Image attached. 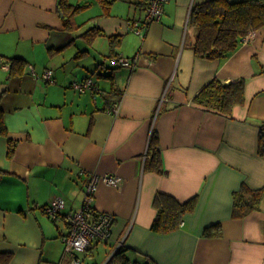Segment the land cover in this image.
Listing matches in <instances>:
<instances>
[{
  "label": "crops",
  "instance_id": "obj_1",
  "mask_svg": "<svg viewBox=\"0 0 264 264\" xmlns=\"http://www.w3.org/2000/svg\"><path fill=\"white\" fill-rule=\"evenodd\" d=\"M147 1L114 0L106 8L99 0H68L84 7L66 30L59 0H0L5 264H70L61 239L67 224L50 219L43 206L62 197L63 213L77 210L89 174L104 173L122 178L117 187L100 183L93 202L115 216L111 240H94L77 253L81 264H89L85 258L99 244L107 248L106 261L123 245L139 263L264 264V193L257 210L232 216L233 192L242 184L264 190V28L250 31L228 57L203 59L192 49L189 15L206 0H167L161 19L140 36L129 24L145 20ZM93 27L100 33L88 44L82 34ZM110 35L120 36L117 55L136 58L133 69L110 63ZM13 57L26 61L22 74H10ZM46 69L52 80L42 77ZM215 76L224 83L244 78V103L230 114L194 101ZM87 77L98 86L93 93L71 86ZM115 102L117 112H109ZM154 137L161 173L147 166ZM157 192L179 201L195 197L176 230L150 229ZM216 223L221 235L204 236Z\"/></svg>",
  "mask_w": 264,
  "mask_h": 264
},
{
  "label": "trees",
  "instance_id": "obj_2",
  "mask_svg": "<svg viewBox=\"0 0 264 264\" xmlns=\"http://www.w3.org/2000/svg\"><path fill=\"white\" fill-rule=\"evenodd\" d=\"M108 7L114 0H99ZM58 7L62 12V23L66 30L76 26L74 16L84 5H74L68 0H59ZM189 25L195 29L192 42L194 54L203 59H224L236 50L250 31L264 28V0H206L192 6L189 15ZM100 33L96 27L82 34L88 44ZM110 56H117L115 48L120 43L119 35L108 36ZM10 74H22L26 61L21 57L10 60ZM244 78L224 83L218 77H213L194 97V101L224 114H230L234 105L244 103ZM4 112L0 107V135H7L3 118ZM264 128V125H262ZM261 128V129H262ZM260 151L264 147V137L261 138ZM14 150V142L9 141L7 155L10 157ZM147 166L157 172H163L156 137L150 143V159ZM263 188L252 189L242 184L233 192L232 216L241 218L259 208L263 196ZM157 210L150 229L155 232L168 233L176 230L183 216L191 212L195 206V197L179 201L170 194L157 192L153 199ZM207 237L220 236L219 223L208 225L203 230ZM128 248L120 245L108 258L105 264H153L150 259L143 263L132 260L127 255ZM10 257L8 253H0V262L5 264Z\"/></svg>",
  "mask_w": 264,
  "mask_h": 264
},
{
  "label": "built area",
  "instance_id": "obj_3",
  "mask_svg": "<svg viewBox=\"0 0 264 264\" xmlns=\"http://www.w3.org/2000/svg\"><path fill=\"white\" fill-rule=\"evenodd\" d=\"M167 0H148L146 5V15L144 21H130V29L137 35L143 36L145 26L151 22L159 21L164 12V5ZM247 37L243 38V42ZM110 63L114 66H124L133 69L136 63L135 57L113 56ZM3 67L8 66V62L1 61ZM31 73L35 74L30 67ZM45 80H52L51 70L46 69L42 73ZM71 86L79 92L91 91L98 89L96 82L92 77H87L82 81H72ZM118 103H113L109 112H117ZM122 178L114 173L89 174L84 184V196L81 206L74 211L63 213L64 199L56 197L51 202L43 206L45 214L52 220L64 219L68 230L62 235L63 253H71L70 264H81V258L77 255L79 252L86 251L91 243L96 240L99 242H109L112 236V227L115 216L110 212L98 210L94 206V198L100 183L117 187L120 185Z\"/></svg>",
  "mask_w": 264,
  "mask_h": 264
},
{
  "label": "rangeland",
  "instance_id": "obj_4",
  "mask_svg": "<svg viewBox=\"0 0 264 264\" xmlns=\"http://www.w3.org/2000/svg\"><path fill=\"white\" fill-rule=\"evenodd\" d=\"M104 245L103 244H99L98 248L94 250V254H93V257H90V256H86L85 258V263H89V264H93V262H97L98 264H104L107 257V248H104L103 247ZM82 263V262H81Z\"/></svg>",
  "mask_w": 264,
  "mask_h": 264
}]
</instances>
